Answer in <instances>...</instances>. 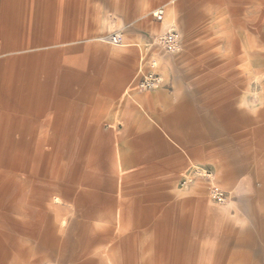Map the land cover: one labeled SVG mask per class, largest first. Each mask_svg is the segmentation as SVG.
Here are the masks:
<instances>
[{"label": "crops", "instance_id": "0c3cea01", "mask_svg": "<svg viewBox=\"0 0 264 264\" xmlns=\"http://www.w3.org/2000/svg\"><path fill=\"white\" fill-rule=\"evenodd\" d=\"M122 1L120 11L130 16L137 3L139 14L145 15L149 7L164 0ZM74 2L75 8L82 4ZM66 7L65 0H0V54H6L0 61V123L7 117L10 129L0 131V168L4 176L9 168L21 171L23 162L37 161L35 174L25 169L21 177L26 179L21 178L18 185L0 183V208L11 207L18 199L35 204L27 216L35 227H24L26 234L37 233L42 246L65 249L67 243L59 246L54 231L43 229L39 217L54 194L82 189L75 199L81 211L96 200L102 204L105 200L110 208L125 211L126 220L117 213V220L110 223L158 226L162 245L156 243V249L169 250L167 256L190 257V264H203L204 256L220 255L219 209L194 183L202 180L196 169L207 167L244 198L239 202L243 210L235 211L227 224L226 264H264V201L252 195L264 192V186L254 187L250 173L253 161L264 169V121L258 130L249 121L225 137L219 121L205 115L203 104L169 88V82L152 90L124 91L121 97L129 96L123 108L124 124L116 134V172L110 188L103 190L94 173L97 162L87 157L90 151H99L103 165L99 131L103 98L95 97V87L89 82L78 84L70 68L71 57L62 60L55 49H39L41 32L52 41L59 32L69 31L61 29L65 20L60 12ZM172 11L177 15L178 7ZM189 45L187 39L185 46ZM162 73L169 80L167 69ZM127 76L125 69L106 90L117 96ZM98 87L103 94V84ZM246 109L251 118L252 106ZM32 145L34 153L28 150ZM45 145L49 147L43 152ZM14 146L24 147L25 152L11 155ZM69 154L73 160L64 170L65 182L59 183L54 180L55 169L59 159ZM185 177L192 181L183 185ZM9 235L0 224V264H6ZM148 239L146 249H151Z\"/></svg>", "mask_w": 264, "mask_h": 264}, {"label": "rangeland", "instance_id": "374dc122", "mask_svg": "<svg viewBox=\"0 0 264 264\" xmlns=\"http://www.w3.org/2000/svg\"><path fill=\"white\" fill-rule=\"evenodd\" d=\"M65 1L67 7L60 12L65 20L61 29L69 31L59 32L52 41L47 33L41 32L38 34L41 47H38L57 50L62 60L71 57L74 64L70 68L78 84L89 82L95 87V97L103 98V119L99 124L103 165L99 151L92 150L87 155L97 162L94 173L102 182L103 190L110 188L116 172V134L118 126L124 124L126 112L123 108L129 95H125L126 98L121 96L124 91L143 90L137 85L138 79L153 63L163 78L160 87L169 82V88L179 89L182 95L203 104L205 115L219 121L221 134L225 137L233 128L242 130L249 121L258 130L259 122L264 121V0H164L149 7L145 15L139 14L137 3L130 16L120 11L122 0H80L82 4L78 8H75L74 0ZM174 6L178 7L177 15L172 11ZM159 8L165 9L163 21L154 16ZM172 29L181 32L182 42L176 52L167 53L160 46L158 37ZM113 33H121V44L108 42V36ZM187 39L190 45L186 47ZM5 55L0 54V61ZM125 69L128 70L125 85L120 94L112 96L106 88L112 86ZM162 69H167L169 80L163 76ZM102 84L103 94H100L98 86ZM250 105L251 118L246 109ZM9 111L14 113V109ZM8 120L4 117L0 123L1 132L10 131ZM19 133L16 131L17 138ZM28 147L31 153L36 151L35 145ZM48 147L45 145L42 151L46 152ZM21 151L25 152V148L14 146L11 155H18ZM72 160L71 154L59 159L54 180L65 182L64 170ZM36 163L35 159L25 161L21 171L19 167V170L12 167L4 176V170L0 168V183L18 185L21 178L26 179V176L21 177L26 174L25 169L35 174ZM256 163L252 162L250 170L251 184L261 189L264 169ZM41 164L42 161H38L40 167ZM202 180L194 183L204 189V195L211 201L209 185ZM215 181L229 193V198L225 204L212 201L219 209L220 255L213 256L209 251L211 255L204 256L203 264L227 263L224 255L227 252V224L236 212L243 210L239 202L244 198L234 193L217 173ZM81 190L76 188L54 194L39 217L38 223L43 229L54 231L59 246L67 243L65 249L42 246L37 233L26 234L24 227H35V222L27 217L33 212L30 207L35 208V204L28 205L18 199L12 201L11 207L0 208V224L10 232L8 242L11 245L6 252V264L191 263L190 257L167 256L165 253L169 250L156 249V243L162 245V240L157 239L158 226L110 223L117 220V213L122 216L121 220H126L125 211L110 208V203L105 200L103 204L96 200L86 208L87 211H81L75 201ZM255 194L264 201V192L252 195ZM24 221L30 224L25 225ZM148 238L151 239V249H146Z\"/></svg>", "mask_w": 264, "mask_h": 264}, {"label": "built area", "instance_id": "2783aa9c", "mask_svg": "<svg viewBox=\"0 0 264 264\" xmlns=\"http://www.w3.org/2000/svg\"><path fill=\"white\" fill-rule=\"evenodd\" d=\"M154 16L157 20L163 21L165 18V9L159 8L155 11ZM123 41L121 33H113L108 36V42L112 44H121ZM158 42L163 50L167 53L176 52L182 42L181 33L176 30H168L158 37ZM163 79L161 75L155 70V63L151 64L149 69L145 70L138 79V87L143 90L156 89L161 86ZM196 173L209 185V197L212 201L225 204L228 201L229 193L215 181V174L212 169L207 167H200L196 169ZM192 181V178L185 177L182 184H187ZM47 264V263H42Z\"/></svg>", "mask_w": 264, "mask_h": 264}, {"label": "bare ground", "instance_id": "6f19581e", "mask_svg": "<svg viewBox=\"0 0 264 264\" xmlns=\"http://www.w3.org/2000/svg\"><path fill=\"white\" fill-rule=\"evenodd\" d=\"M159 87V86H158Z\"/></svg>", "mask_w": 264, "mask_h": 264}]
</instances>
